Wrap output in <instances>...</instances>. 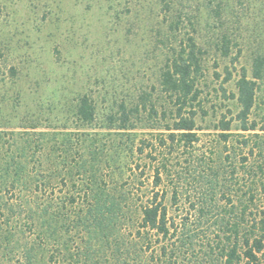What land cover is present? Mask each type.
<instances>
[{
  "label": "rangeland",
  "instance_id": "rangeland-1",
  "mask_svg": "<svg viewBox=\"0 0 264 264\" xmlns=\"http://www.w3.org/2000/svg\"><path fill=\"white\" fill-rule=\"evenodd\" d=\"M163 5L162 0H0V137L63 131L76 137L84 132L74 126L70 115L78 95H91L103 120L113 102H133L141 90L156 84L166 54L161 41L167 40L172 16ZM206 22L207 12L201 6L198 29L203 38L213 36ZM222 23L215 36L228 35L232 55L237 49L241 53L233 66L216 57L214 67L210 55L207 115L196 118L197 141L191 146L161 149L157 139L169 132L137 129L122 138L117 151L119 137L113 132L98 126L85 131L94 155L111 165L112 171L102 170L104 186H129L136 192L134 199L144 201L153 191L164 193L167 216L179 228L180 237L168 244L174 242L172 249L186 255L180 264H221L220 249L227 245L225 223H239L240 234L248 231L264 203V150L255 147L264 140V81L250 115L258 137L244 134L248 140L244 148L238 144L241 137L232 135L224 142L214 128L222 115L226 120L233 117L237 106L235 100L222 99L219 82L211 76L213 69L221 73L224 66L231 67L232 79L223 85L226 96L237 94L235 83L242 68L250 76L252 56L264 55V0H228ZM235 125L232 122L233 134L238 133ZM120 149L117 161L114 154ZM161 158L165 169L160 170L155 188L154 173ZM184 237L189 242L182 245Z\"/></svg>",
  "mask_w": 264,
  "mask_h": 264
},
{
  "label": "trees",
  "instance_id": "trees-1",
  "mask_svg": "<svg viewBox=\"0 0 264 264\" xmlns=\"http://www.w3.org/2000/svg\"><path fill=\"white\" fill-rule=\"evenodd\" d=\"M227 1L162 0L172 16L167 26L169 34L164 37L167 40L161 41L166 54L156 84L141 90L133 102H113L102 115L103 120L94 98L87 93L78 95L70 108L72 123L84 130L78 136L63 131L51 135L10 133L6 140L0 137V264H180L185 260L183 250L172 249L174 242L168 244L180 237L179 228L167 216L164 193L153 191L144 201L134 199L136 192L129 186H104L102 170L112 171L111 165L94 155L85 131L98 126L113 132L119 137L117 151L124 142L122 138L137 129L164 128L169 132L157 139L156 146L161 149L173 150L180 144L187 148L196 142V118L207 115L205 88L210 55L214 67L218 66L216 57L233 66L241 53L237 49L232 55L228 35L214 34L223 26ZM201 6L207 12L205 27L213 34L205 40L198 29ZM211 76L219 82L222 99L235 100L237 106L233 117L226 120L222 115L214 128L224 142L232 135L241 137L238 144L246 148L244 134L258 137L257 124L250 115L259 83L264 81V55L252 56L250 76L245 69L240 70L236 95L226 96L223 87L232 79L231 67L224 66L221 73L213 69ZM232 122L238 133H231ZM256 144L264 150V140ZM117 151L114 155L118 161L123 149ZM248 153L252 155L253 151ZM117 161L110 157V162ZM125 161L130 162L127 155ZM164 169L161 158L154 173L155 188ZM135 191L144 195L141 189ZM225 231L227 245L220 249L221 264H264V203L248 231L240 234L236 222L225 223ZM188 238L184 237L181 244L189 242Z\"/></svg>",
  "mask_w": 264,
  "mask_h": 264
}]
</instances>
